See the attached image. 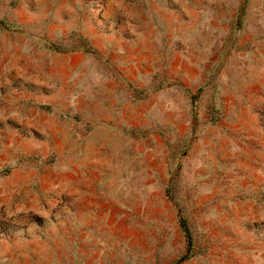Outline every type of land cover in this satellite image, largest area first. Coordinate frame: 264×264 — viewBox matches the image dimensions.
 <instances>
[{
    "label": "rangeland",
    "instance_id": "obj_1",
    "mask_svg": "<svg viewBox=\"0 0 264 264\" xmlns=\"http://www.w3.org/2000/svg\"><path fill=\"white\" fill-rule=\"evenodd\" d=\"M0 264H264V0H0Z\"/></svg>",
    "mask_w": 264,
    "mask_h": 264
}]
</instances>
